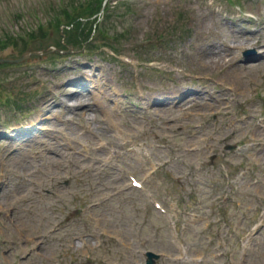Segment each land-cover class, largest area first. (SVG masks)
Returning a JSON list of instances; mask_svg holds the SVG:
<instances>
[{
    "label": "rangeland",
    "instance_id": "374dc122",
    "mask_svg": "<svg viewBox=\"0 0 264 264\" xmlns=\"http://www.w3.org/2000/svg\"><path fill=\"white\" fill-rule=\"evenodd\" d=\"M97 1L0 0V57L39 51L0 63V264H264V0ZM95 76L108 102L61 106Z\"/></svg>",
    "mask_w": 264,
    "mask_h": 264
},
{
    "label": "bare ground",
    "instance_id": "6f19581e",
    "mask_svg": "<svg viewBox=\"0 0 264 264\" xmlns=\"http://www.w3.org/2000/svg\"><path fill=\"white\" fill-rule=\"evenodd\" d=\"M259 45L260 44H257L256 46H259ZM229 48H231V47L229 46ZM221 54H222V50L219 47L215 48L214 51L211 50V51L207 52V54H206L207 61H206L205 65H215L218 62V59L221 60L222 64H226L227 65L230 62V59L229 58H224V56L226 55L225 51H224V54H223L224 56H222ZM216 57L218 59H216ZM260 60H261V62L264 63V52H261V55L258 58V62ZM254 64L258 65L259 63H252V64L248 65V67H252ZM99 72L101 73V75L103 74L101 69H99ZM83 73H84L85 76H90L89 73H87L86 71L83 72ZM94 79L95 80H93V85L97 88V91L74 94L73 95L74 101L71 104H68L69 106L66 103H64V102H62L61 106H63V107H66V106L67 107H71L73 105V106H77V108H78V107H83L82 105L84 104L85 107L82 110L84 112V111H87L88 109L89 110H93L94 109V108H92L93 104L95 103V105L98 106V103L102 102L101 99H103L105 101H109L110 99L106 96L107 89L109 88V82L108 81L101 82L99 79H97L96 76L94 77ZM88 94H91V96L89 97ZM88 98H89L90 101L87 102ZM48 101H49V99H48ZM194 101H195L194 98H190L189 96H187L185 99H181L179 101H176V103L171 104V106H168V104L166 105V103L165 104L162 103L159 107H155V111H157L158 113L159 112H163V116H164V112L165 113H167V112L172 113V110H174V109H176L177 111L178 110L181 111V110L185 109L186 107H188V105L191 102H194ZM43 102L45 103L47 101L44 100ZM116 103L117 102L114 101V105H116ZM47 104H48V102H47ZM104 110L101 109L102 112ZM112 110H113V108L111 109V111ZM88 113L89 112H87L86 114H84V113L80 114V111H79V112H77V115L79 117H83L85 119L92 118V116H90ZM37 128L41 129V126L40 127L37 126ZM39 144L42 145V142L39 143ZM49 144L51 146H47L46 148H43V149H44V151L46 149H49L51 151V153H53V155L44 154L43 155V160H44V162L46 163L47 166H51L52 167V166L58 165V162H57L56 158H54V155L61 154L62 152H68V150H66V149L59 150V149H57L56 148V144L54 142H49ZM64 145L67 146V147H71V146H69L68 143H64ZM94 149H97V147L94 148ZM76 156H77V159H80V155L78 153L73 155V159ZM92 159L95 161V163H93L94 167L99 166V165H104L102 163L106 161V158L105 157H101V156H94V157H92ZM65 161L66 160H64V162ZM27 171H30V170L28 169ZM108 176H110V175H108ZM111 177H113L115 179L116 175L114 173H112ZM113 182H114V180H113Z\"/></svg>",
    "mask_w": 264,
    "mask_h": 264
},
{
    "label": "water",
    "instance_id": "95a60500",
    "mask_svg": "<svg viewBox=\"0 0 264 264\" xmlns=\"http://www.w3.org/2000/svg\"><path fill=\"white\" fill-rule=\"evenodd\" d=\"M25 57V54H23L20 58H16V59H11V58H4V59H0V60H6V61H20Z\"/></svg>",
    "mask_w": 264,
    "mask_h": 264
},
{
    "label": "trees",
    "instance_id": "16d2710c",
    "mask_svg": "<svg viewBox=\"0 0 264 264\" xmlns=\"http://www.w3.org/2000/svg\"><path fill=\"white\" fill-rule=\"evenodd\" d=\"M93 5H95L96 7H100V1H97V2H95V3H93ZM40 30V29H39Z\"/></svg>",
    "mask_w": 264,
    "mask_h": 264
}]
</instances>
